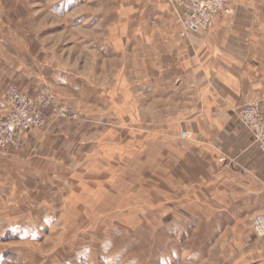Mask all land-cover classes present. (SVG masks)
<instances>
[{
    "label": "crops",
    "instance_id": "crops-1",
    "mask_svg": "<svg viewBox=\"0 0 264 264\" xmlns=\"http://www.w3.org/2000/svg\"><path fill=\"white\" fill-rule=\"evenodd\" d=\"M230 5L231 13L218 15L208 30L184 33L164 0H127L116 13L118 24L89 48L98 59L85 60L95 64V74L110 63L108 86L11 39L0 16V111L7 105L1 97L7 86L33 95L46 83L117 120L59 121L26 133L17 150H0V205L16 208L4 222L23 225L31 208L38 211L30 213L33 224L54 225L57 209L69 205L103 215L118 212L124 219L155 212L160 226L187 224L203 214L233 229L263 212L264 154L234 108L246 98L264 100V0ZM136 96L148 104L142 119ZM180 131H186L185 139ZM232 241L240 243L234 257L250 253L240 264H264V239L252 228Z\"/></svg>",
    "mask_w": 264,
    "mask_h": 264
},
{
    "label": "rangeland",
    "instance_id": "rangeland-1",
    "mask_svg": "<svg viewBox=\"0 0 264 264\" xmlns=\"http://www.w3.org/2000/svg\"><path fill=\"white\" fill-rule=\"evenodd\" d=\"M164 1L181 27L171 5ZM122 4H127V0H0V16L11 39L44 57H50L52 63L65 67L77 76L88 77L93 84L108 86L112 85L110 63L103 64L104 70L95 74V64L91 67L92 63L87 64L85 60L94 62L98 59L89 48L97 47L96 38L103 40L108 29L118 24L116 13L122 9ZM229 6L231 8L230 3ZM95 12L102 13V19L91 18L90 15ZM86 14L89 15L87 18ZM100 48L99 52L102 53L103 46ZM113 84L117 86L115 82ZM41 85L47 86L59 102L76 111L77 116L49 117L43 125L27 133L52 127L59 121L117 122L116 117L107 112H91L76 97L58 94L46 83ZM9 86L21 91L14 84ZM137 96L134 97L138 103L135 110L142 119L148 104ZM252 98L255 97L246 99ZM121 100L124 103L128 101L127 98ZM175 102L172 99L173 108ZM3 111H0V116ZM136 112L134 124L138 126L141 121ZM182 132L186 133L180 131L179 138L185 139L187 133L181 136ZM66 196L67 193L64 198L69 204L70 196ZM8 204V207L7 204L0 205V264H240L250 260V257L243 258L244 255L250 256V253L243 254L241 259L231 254L240 245L232 241V237L250 232L251 222L248 223V219L233 229L220 226L218 219L215 221L203 214L198 220L188 218L187 224L173 220L160 226L159 214L155 212L141 211L138 217L136 213L130 217L125 215L124 219L118 212L104 211L103 215L101 211L75 210L69 205L66 208L62 205L64 209H57L58 217L54 225L33 224L30 213L38 214V211L31 208L28 209L27 218L23 219V225H10L4 222L6 219L3 217L8 215L12 218L16 208L15 203ZM9 218L6 221L10 222ZM221 227L225 228L223 232H215ZM92 231L98 237L91 238ZM63 253L67 256L58 258Z\"/></svg>",
    "mask_w": 264,
    "mask_h": 264
},
{
    "label": "built area",
    "instance_id": "built-area-1",
    "mask_svg": "<svg viewBox=\"0 0 264 264\" xmlns=\"http://www.w3.org/2000/svg\"><path fill=\"white\" fill-rule=\"evenodd\" d=\"M176 14L184 33L205 31L218 15L230 13V0H166ZM6 109L0 116V149L14 150L22 144L25 133L38 128L49 117H76V111L61 104L50 89L41 85L33 95L25 94L14 86L2 93ZM239 123L246 128L252 142L264 154V100L258 97L245 99L235 110ZM186 133L182 132L181 136ZM253 233L264 239V211L252 216Z\"/></svg>",
    "mask_w": 264,
    "mask_h": 264
}]
</instances>
